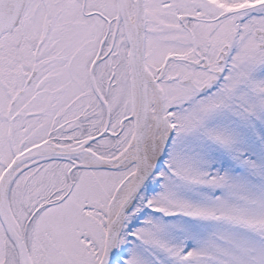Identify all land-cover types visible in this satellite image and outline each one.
<instances>
[{
  "label": "snow or ice",
  "instance_id": "6c2138e0",
  "mask_svg": "<svg viewBox=\"0 0 264 264\" xmlns=\"http://www.w3.org/2000/svg\"><path fill=\"white\" fill-rule=\"evenodd\" d=\"M0 264H264V0H0Z\"/></svg>",
  "mask_w": 264,
  "mask_h": 264
}]
</instances>
